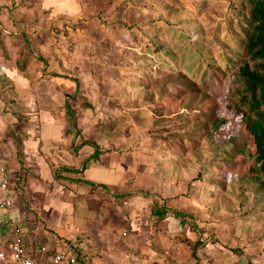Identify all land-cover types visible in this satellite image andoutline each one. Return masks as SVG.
I'll return each instance as SVG.
<instances>
[{"label":"rangeland","instance_id":"obj_1","mask_svg":"<svg viewBox=\"0 0 264 264\" xmlns=\"http://www.w3.org/2000/svg\"><path fill=\"white\" fill-rule=\"evenodd\" d=\"M53 8L31 10L38 34L34 46L23 43L26 52L31 45L36 55L48 51L52 76L43 75L46 62L40 57L29 75L60 122L64 103L75 112L81 139L70 144L71 162L73 149L86 141L103 150L100 163L116 165L107 172L113 185L99 187L97 195L112 212L114 219L106 214L111 226L129 232L128 200L142 197L143 210L151 201L144 224L153 235L142 237L152 259L164 255L172 264H185L198 260L207 244L232 246L237 240L245 249L243 264H264V187L242 169L251 163L239 154L248 145L243 133L227 137L230 130L216 125L236 118L225 90L245 59L246 0H54ZM22 55L18 62L24 65ZM15 106H9L18 117L12 125L20 132L16 125L29 117ZM232 134L237 136L234 128ZM3 167L8 191L20 189L22 175ZM52 171L41 179L51 180ZM72 187L64 196L72 198ZM69 204L76 216L75 202ZM26 215L27 229L49 234L55 226ZM76 236L56 239L71 247L82 240ZM173 252L180 256L172 258Z\"/></svg>","mask_w":264,"mask_h":264},{"label":"crops","instance_id":"obj_2","mask_svg":"<svg viewBox=\"0 0 264 264\" xmlns=\"http://www.w3.org/2000/svg\"><path fill=\"white\" fill-rule=\"evenodd\" d=\"M53 4L54 0H0V167L4 164L9 165L11 172L22 175L23 178L24 175L26 176L23 181L17 183L20 188L16 189L17 192L8 191L6 198H9L10 205L0 211V243L6 242L11 237V229L7 223L13 222L20 226L27 250L35 246L42 250V253L35 256L36 264H53L50 262V257L59 251L75 256L73 249L78 250L80 254L79 261L75 264H172V260L169 258L167 261L164 255L152 259L150 250L145 246V238L142 236L153 235L152 228L144 224V219L151 210V201L143 210L139 207V204L143 203L142 197H132L128 200L130 206L127 207L126 213L130 217L131 229L125 232L122 229L117 230V227L111 226L110 220L107 221V212H110L109 218L112 212L107 211L110 208L101 204L100 198L97 197L101 189L67 181L79 178L110 187L113 184L110 182L111 174L109 177L107 172L112 170V167L116 168V165L102 164L99 157L98 163H89L85 169L81 170L82 162L91 153L89 152L91 148L88 146L86 150L85 146L79 148L71 162L70 144L61 136L63 122H60L58 116L52 115L53 108L50 102L46 101L47 97L35 90L37 83L32 82L29 75L36 69L33 63L36 57H40L45 60L46 69L51 67L49 71L45 69L43 75L47 73L48 78L52 76L53 65L49 63L50 57L46 56L48 51L46 53L38 51L39 55L31 53L38 34L37 22L32 18L31 10L53 12ZM27 41L32 44L29 53L26 52V45L23 44ZM47 44L48 42L45 43L46 47ZM21 54L23 57L25 55L23 58L26 59L25 66L18 62ZM53 90L51 89L49 93ZM11 104L17 105L18 109L20 108L19 112L22 108L26 112L25 115L29 117L24 128L16 125L20 130L22 129L19 162L14 155V141L5 139L11 138L12 134L10 131L7 137L9 131L5 132V130H10L8 125L17 123L16 113L10 108ZM48 105L51 108H46ZM32 121L37 123L36 128L32 126ZM51 170H53L50 174L51 180L41 179L42 175L46 177V172L49 173ZM71 187L75 191L72 198L64 196L66 194L63 191L70 192ZM22 191L25 193L24 197ZM50 191L53 194L49 195ZM3 195L4 193L0 191V198H3ZM70 202H75L77 206L76 216L70 214ZM117 209L115 204L114 214H117ZM153 212L156 214L155 210ZM24 213L27 217L31 216L33 220L37 219L39 223L47 219L49 225L55 226L50 228L49 234L40 230L39 227L33 230L27 229L22 223ZM56 217L58 222L55 221ZM52 218L54 221L51 220ZM68 223L73 224L74 227L71 233L70 230H66ZM188 234L190 239H195L190 230ZM75 235L78 238L82 237V240H79L77 244L72 243L71 247H66L62 241L56 239L58 236L65 241H73ZM192 253V250L189 251L187 256ZM244 254L245 249L241 248L237 240L232 246L207 244L200 249L198 260L192 257L184 263L201 264L203 261L205 264H243ZM173 255L171 254L172 258L180 256L175 255V252Z\"/></svg>","mask_w":264,"mask_h":264},{"label":"trees","instance_id":"obj_3","mask_svg":"<svg viewBox=\"0 0 264 264\" xmlns=\"http://www.w3.org/2000/svg\"><path fill=\"white\" fill-rule=\"evenodd\" d=\"M247 4V21L250 27L249 33L246 36L243 53L245 56L244 61L238 67L237 73L229 80V84L225 90L227 98L232 99L234 106L231 107L234 116V122H229V117L226 119H219L217 126H225V129L230 130V134L227 133V137H239L242 132L244 135L246 148L243 147L239 150L240 155H245L248 159H251L250 164H242V169L246 172H253L255 174V180L258 181L260 188L264 187V0H246ZM1 78V71H0ZM74 110L69 109L64 103L63 112V125L61 129L62 138L66 139L69 144L72 143L76 137L81 135L75 127ZM16 120L18 119L15 114ZM20 124H24L19 120ZM17 122V121H16ZM24 122V123H21ZM11 129V138L6 140L14 141V155L15 159L19 162L21 157V131L14 129L13 125H9ZM235 129L237 136L232 134V129ZM239 133V134H238ZM81 146L90 147L93 152L88 155L81 164V170L85 169L89 163H98L99 155L96 144L83 141ZM76 149L73 152L76 153ZM76 155V154H75ZM67 169V168H64ZM66 171V170H64ZM72 171V170H67ZM56 180V176H54ZM59 177V176H58ZM23 178H19V181ZM68 182L74 184H83L88 186L100 187L107 190L108 186L102 184H94L86 180L68 179ZM173 215H181L179 212L171 211ZM157 217L163 216V214H156ZM76 262L79 261L80 254L78 250L73 249Z\"/></svg>","mask_w":264,"mask_h":264},{"label":"built area","instance_id":"obj_4","mask_svg":"<svg viewBox=\"0 0 264 264\" xmlns=\"http://www.w3.org/2000/svg\"><path fill=\"white\" fill-rule=\"evenodd\" d=\"M8 172L5 167H0V191L4 193L3 198H0V211L10 205L7 190ZM10 227V238L0 243V263L4 264H36V254L42 253V250L37 246L31 250H27L24 244V235L17 223H7ZM50 262L53 264H75V256L59 251L50 257Z\"/></svg>","mask_w":264,"mask_h":264}]
</instances>
